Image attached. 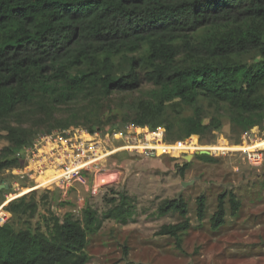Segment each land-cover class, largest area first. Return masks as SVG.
<instances>
[{
	"label": "trees",
	"instance_id": "trees-1",
	"mask_svg": "<svg viewBox=\"0 0 264 264\" xmlns=\"http://www.w3.org/2000/svg\"><path fill=\"white\" fill-rule=\"evenodd\" d=\"M138 92L126 112L110 107L113 117L104 118L106 100ZM174 102L188 114L171 117ZM206 102L224 105L242 132L264 127V0H0V130L10 143L0 153V177L17 165L15 153L37 127H8L20 116L43 115L48 127L52 120L51 128L84 126L91 133L122 118L138 127L164 126L169 142L176 129L182 141L222 127L223 116L208 112ZM62 106L72 107L57 118ZM115 194L103 219L91 208L82 221L48 213L35 228L37 192L10 202L6 211L25 228L0 224V264H88L89 237L103 220L125 224L135 209L126 194ZM227 201L231 216L239 214L237 196L223 192L211 218L215 231L226 223ZM197 207L203 220L204 195ZM171 212L184 222L156 235L181 244L191 229L186 203L167 200L159 208V216Z\"/></svg>",
	"mask_w": 264,
	"mask_h": 264
},
{
	"label": "rangeland",
	"instance_id": "rangeland-1",
	"mask_svg": "<svg viewBox=\"0 0 264 264\" xmlns=\"http://www.w3.org/2000/svg\"><path fill=\"white\" fill-rule=\"evenodd\" d=\"M149 88L144 86L146 90ZM140 94L115 95L106 100L107 107L102 111L104 118L113 117L110 112L112 107H116L120 115L123 114L126 112L123 107L130 105L128 101H135ZM205 105L208 112L223 116V125L218 131L181 141L175 139V134L179 132L176 129L172 132L173 136L170 134L174 141L167 142L188 149L154 160H148L144 155L119 152L102 162V165L107 164L105 174L102 172L94 178L93 173H86L85 183H73L70 188L59 182L51 183L53 177H60L59 166L63 162H53L58 156L53 153L70 144L66 143L67 140L76 142L79 136L86 140V133H91L88 128H51L55 122L51 120L50 127L41 124L43 115L40 119L30 114L29 117L10 120L8 127L31 128L35 123L37 127L33 129L29 144L15 153L17 165L5 170L0 177V224L9 221L17 230L25 228V221L14 219L5 207L33 192H37L40 202L38 215L31 221L33 228L38 223L43 224L42 217L48 213L60 219L69 213L82 221L84 211L91 208L103 219L106 212L113 208L109 200L113 197L119 199L115 193L122 192L133 202V214L125 224L103 220L101 230L89 237L88 264H264V145L256 149L263 155L259 162L249 159L250 154H256V150H242L264 142V127L256 126L242 132L232 124L224 105H210L208 102ZM71 107L66 109L62 106L56 117H66ZM169 109L173 110L171 117H175L180 110L184 112L177 102L170 104ZM186 114L188 111L183 113ZM149 129H159L165 132V136L167 134L164 126ZM97 132L111 150L126 143L125 138L115 141L114 134H131L140 130L119 118ZM7 134V131L0 130V153L10 146ZM107 134H110L111 143L105 141ZM193 137L197 141L191 144ZM213 147L218 150H212ZM201 156H208L214 161ZM60 159L65 158L61 156ZM182 168L185 171L183 176ZM102 174L105 176L100 179ZM223 192H233L241 202V209L237 217H232L227 201L226 223L215 231L211 227V218ZM202 195L206 200V214L200 220L197 199ZM44 196L48 197L42 200ZM179 198L187 205L186 218L191 224V229L181 237V244L174 238L156 235L164 225L184 222L185 218L178 212L159 216V208L164 202Z\"/></svg>",
	"mask_w": 264,
	"mask_h": 264
},
{
	"label": "built area",
	"instance_id": "built-area-1",
	"mask_svg": "<svg viewBox=\"0 0 264 264\" xmlns=\"http://www.w3.org/2000/svg\"><path fill=\"white\" fill-rule=\"evenodd\" d=\"M131 126L139 129L140 132H134L131 134H114L113 137L115 138V141L125 138L126 143L114 147L111 150H109L108 143L102 141L103 137L97 131L94 133H86V140L80 136L76 138V142L67 140L66 143L70 142V144L63 145L62 148H60V151L53 153L55 155L58 154L53 162L56 160L58 162L60 160L63 162H60L59 166V171H61L60 177L58 178L55 176L51 183L59 182L60 184L68 185L67 187L70 188L73 183H85L86 179L84 174L86 173H93L94 178L102 172L105 174L107 171V164L102 165V162L119 152L144 155L143 157L149 159H156L160 156L172 153L168 149L171 145L165 140V132H162L159 129L150 130L149 127ZM105 138V141L108 140L111 143L110 134H107ZM61 156L65 159H60ZM262 157L263 155L257 151L255 155L250 154L249 159L251 162H259V159ZM104 174L100 175L99 178ZM93 192H97L95 187ZM2 221L5 222L4 219H2Z\"/></svg>",
	"mask_w": 264,
	"mask_h": 264
},
{
	"label": "bare ground",
	"instance_id": "bare-ground-1",
	"mask_svg": "<svg viewBox=\"0 0 264 264\" xmlns=\"http://www.w3.org/2000/svg\"><path fill=\"white\" fill-rule=\"evenodd\" d=\"M222 147V146H221ZM171 148V149H170ZM240 149H242L241 147H239ZM258 147L257 146H250V147H245V148H243L242 150H256ZM171 152H177V150L178 151H183V150H186V149H188L187 147H185V146H179V145H171L169 148H168ZM182 149V150H181ZM227 149V148H226ZM233 149H238V147H234ZM212 150H218V149H216V147H213V149ZM241 150V151H242ZM216 152V151H215ZM54 178V177H53ZM42 180V179H41Z\"/></svg>",
	"mask_w": 264,
	"mask_h": 264
},
{
	"label": "crops",
	"instance_id": "crops-1",
	"mask_svg": "<svg viewBox=\"0 0 264 264\" xmlns=\"http://www.w3.org/2000/svg\"><path fill=\"white\" fill-rule=\"evenodd\" d=\"M264 145V142H261V143H259V145L257 146L258 148L259 147H261V146H263ZM148 160H149V158H147ZM154 160V159H153ZM117 162V161H116ZM111 175H113V174H111ZM105 176V175H104Z\"/></svg>",
	"mask_w": 264,
	"mask_h": 264
}]
</instances>
